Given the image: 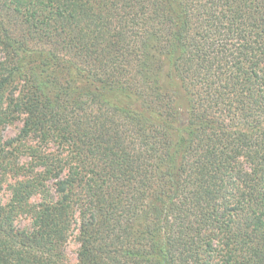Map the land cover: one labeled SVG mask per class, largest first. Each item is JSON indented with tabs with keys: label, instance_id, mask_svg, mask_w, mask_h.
Here are the masks:
<instances>
[{
	"label": "trees",
	"instance_id": "trees-1",
	"mask_svg": "<svg viewBox=\"0 0 264 264\" xmlns=\"http://www.w3.org/2000/svg\"><path fill=\"white\" fill-rule=\"evenodd\" d=\"M8 182L0 264H264V0H0Z\"/></svg>",
	"mask_w": 264,
	"mask_h": 264
},
{
	"label": "rangeland",
	"instance_id": "rangeland-1",
	"mask_svg": "<svg viewBox=\"0 0 264 264\" xmlns=\"http://www.w3.org/2000/svg\"><path fill=\"white\" fill-rule=\"evenodd\" d=\"M21 126V121H15L11 124H7L2 127L1 133L3 137H12L14 136L19 127ZM7 184L0 190V204L3 205L8 201L9 198V190L7 189ZM16 223L22 225L26 224L27 220L25 218L17 219ZM77 248L78 243L75 240L74 234L67 240L64 252H65V264H77Z\"/></svg>",
	"mask_w": 264,
	"mask_h": 264
}]
</instances>
